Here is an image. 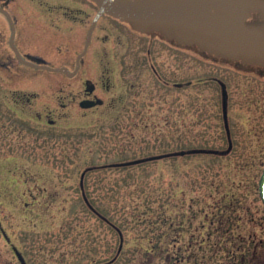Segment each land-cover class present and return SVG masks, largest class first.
<instances>
[{
    "label": "rangeland",
    "instance_id": "obj_1",
    "mask_svg": "<svg viewBox=\"0 0 264 264\" xmlns=\"http://www.w3.org/2000/svg\"><path fill=\"white\" fill-rule=\"evenodd\" d=\"M35 2L40 13L88 16L81 26L65 20L54 48L70 60L94 10L80 0ZM188 50L159 39L149 48L147 37L105 17L86 59L92 82L109 87L103 107L81 110L80 79L35 83L41 101L32 114L18 109L29 126L3 133L0 264H21L14 249L25 264H264V69ZM220 83L230 153L110 167L226 151Z\"/></svg>",
    "mask_w": 264,
    "mask_h": 264
},
{
    "label": "flooded vegetation",
    "instance_id": "obj_2",
    "mask_svg": "<svg viewBox=\"0 0 264 264\" xmlns=\"http://www.w3.org/2000/svg\"><path fill=\"white\" fill-rule=\"evenodd\" d=\"M87 5V8L94 10L92 17L89 19V26L83 42L79 43L81 50L71 52L70 60H65V56L58 55L55 46L64 34L65 20H69L82 25L84 15L82 9H75L71 17L67 16V8L63 9V14L40 13L36 8L35 0H0V160L2 159L1 148L3 142V133H17L19 126L28 127V119L19 116V107L25 114L30 112L35 103L41 101V95L34 91L35 83L38 87L48 88L50 86V74L61 75V80L69 81L80 79L85 85L81 95L78 98V105L82 111L93 110L104 106L102 91H108L109 87L105 84H96L92 82L90 74L86 72L88 63L86 59L93 46L96 32L105 17L113 18L122 26H125L130 32L147 37L149 39V48L153 45L154 40L159 39L169 45L172 49L185 51L192 55L188 49L195 48L183 46L176 43L175 40L168 39L156 31H138L126 22L124 16L112 13H104L97 20L91 35V42L86 54L79 61V68L74 76L67 77L63 73H53L43 67L49 68H66L70 73L76 69L77 56L83 51L88 32L93 20L99 11V3L103 0H80ZM119 3H135L137 0H116ZM41 5V4H40ZM62 7H57L61 10ZM125 9V8H124ZM126 10V9H125ZM124 10V11H125ZM126 12V11H125ZM67 13V14H66ZM71 18L72 20L68 19ZM247 21L260 25L264 29V13L250 12ZM70 47H76L71 44ZM52 49H55L52 51ZM187 49V50H186ZM150 58V50L147 52ZM157 75V74H156ZM160 79V77H158ZM181 84H173L178 86ZM84 101H101L93 107L84 109L80 104ZM35 113L38 122L44 121L53 125L50 113ZM28 125V126H27Z\"/></svg>",
    "mask_w": 264,
    "mask_h": 264
},
{
    "label": "water",
    "instance_id": "obj_3",
    "mask_svg": "<svg viewBox=\"0 0 264 264\" xmlns=\"http://www.w3.org/2000/svg\"><path fill=\"white\" fill-rule=\"evenodd\" d=\"M131 6L132 9L125 12L123 8H114V0L100 2L99 11L88 32L83 51L77 56L75 71L70 73L66 68H43L53 73H63L67 77L74 76L79 68V61L87 52L94 26L104 13L122 14L139 31H156L181 45H195L208 54L264 67V29L260 25L246 21L250 12L264 13V0H140ZM220 86L222 115L228 139L226 151L192 149L114 164L110 167H128L193 154L230 153L232 142L228 126L227 93L224 84L220 83ZM100 102L84 101L80 106L87 109ZM83 177L84 174L81 176V189ZM258 193L264 206V165L258 180ZM82 196L89 209L96 213L84 193ZM15 254L19 262L25 264L16 249Z\"/></svg>",
    "mask_w": 264,
    "mask_h": 264
},
{
    "label": "bare ground",
    "instance_id": "obj_4",
    "mask_svg": "<svg viewBox=\"0 0 264 264\" xmlns=\"http://www.w3.org/2000/svg\"><path fill=\"white\" fill-rule=\"evenodd\" d=\"M114 8H125L126 10L130 11L132 9V7L128 5H125L124 3H115L114 4Z\"/></svg>",
    "mask_w": 264,
    "mask_h": 264
}]
</instances>
